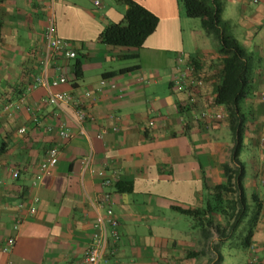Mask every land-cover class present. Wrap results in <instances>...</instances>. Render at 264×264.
Returning a JSON list of instances; mask_svg holds the SVG:
<instances>
[{"label": "crops", "instance_id": "obj_1", "mask_svg": "<svg viewBox=\"0 0 264 264\" xmlns=\"http://www.w3.org/2000/svg\"><path fill=\"white\" fill-rule=\"evenodd\" d=\"M134 1L158 18L138 48L98 39L106 23L123 19L125 5L116 0H0V264H87L83 254L104 192L119 237L97 264H217L192 217L176 209L199 207L225 180L232 139L227 113L214 102L222 66L217 42L199 18L185 15L179 0ZM218 1L221 18L253 59L250 93L240 103L245 121L239 159L247 204L255 194L262 205L250 247L228 249L225 242L219 264H264V0ZM50 20L75 56L45 65ZM45 68L49 80L67 76L53 90L80 101L84 134L73 103H46L38 83ZM101 78L116 88L99 89ZM203 110L223 117L205 121ZM60 129L70 137L60 138ZM51 145L58 148L57 163L36 177ZM116 181L131 182V190L116 191ZM14 215L22 222L5 252L1 246ZM211 217L223 225L222 215ZM253 255L256 261L249 262Z\"/></svg>", "mask_w": 264, "mask_h": 264}, {"label": "trees", "instance_id": "obj_2", "mask_svg": "<svg viewBox=\"0 0 264 264\" xmlns=\"http://www.w3.org/2000/svg\"><path fill=\"white\" fill-rule=\"evenodd\" d=\"M125 5L120 22H108L98 35L100 42L113 46L138 48L154 30L158 18L134 0H116ZM184 13L189 18H199L203 30L217 42L220 55L221 74L214 89V102L224 107L229 119L232 145L229 163L223 165L225 180L212 187V193L202 198L199 207L192 209L176 208L193 219V227L198 228L204 244L208 242L211 252L216 255L217 264L222 262L221 249L225 242L227 248L247 249L251 245L261 201L252 194L253 204H247L243 191L245 165L239 159L242 149V127L244 114L240 103L250 93L251 69L253 59L232 35L229 23L221 18V3L218 0H179ZM75 77L80 76L75 64ZM115 190L127 192L131 182L116 181ZM212 214L224 218L223 225L214 223ZM216 240L213 242L212 237Z\"/></svg>", "mask_w": 264, "mask_h": 264}, {"label": "built area", "instance_id": "obj_3", "mask_svg": "<svg viewBox=\"0 0 264 264\" xmlns=\"http://www.w3.org/2000/svg\"><path fill=\"white\" fill-rule=\"evenodd\" d=\"M96 5H98L99 0H93ZM44 42L46 44V53L44 55V62L47 65L51 59L64 57V58H73L75 53L71 50L66 41L56 34V29L52 20H50L49 24L46 27L44 32ZM47 69H44L43 75L39 77L38 83L45 89V101L47 104L53 107H60L62 104L73 103L75 105L74 109V120L78 127V132L84 134V126L83 122L86 119V112L82 108L80 101L73 102V97L70 93L61 90H53L60 84H65L68 82V78L64 74H59L54 78L49 80L47 75ZM177 87H180L179 83H176ZM115 89L116 86L113 81H109L106 78H101L99 81V89ZM118 90V89H117ZM120 90H118L119 92ZM259 97L264 100V92L259 93ZM23 100V99H21ZM8 103L5 108L9 107ZM223 114L220 112L210 113L208 110H203L200 113V118L205 121H214L221 119ZM152 121L148 122V126H151ZM20 132L24 131V128L21 127L19 129ZM105 132L102 129L96 137H102V134ZM58 135L60 138L67 139L70 137V132L66 129H60L58 131ZM58 159V148L56 145H51L48 147L44 153V157L37 165V174L36 177L47 174L52 170V168L56 165ZM90 162V154L83 158L82 163L84 167H87ZM18 173L17 169H14L13 175L16 176ZM109 179H105L103 183H108ZM101 208L102 211L98 212L96 218L93 223V227L95 228V232L92 236V240L88 247L84 250L83 254V262L87 264H97V262L102 258L106 248L110 242H115L118 237V231L116 230L117 219L114 217L112 212V202L108 193H103L99 201L96 203ZM22 207V203L18 204V209ZM29 211L31 213L34 212V208L30 207ZM22 219L19 215H14L11 223V233L5 238L3 245L1 246V250L8 252L10 251L15 243L16 236L18 233L19 225L21 224ZM252 247V246H251ZM256 257L253 255L249 262H255Z\"/></svg>", "mask_w": 264, "mask_h": 264}, {"label": "rangeland", "instance_id": "obj_4", "mask_svg": "<svg viewBox=\"0 0 264 264\" xmlns=\"http://www.w3.org/2000/svg\"><path fill=\"white\" fill-rule=\"evenodd\" d=\"M250 201L252 202V204H253V199L251 200V197H250Z\"/></svg>", "mask_w": 264, "mask_h": 264}]
</instances>
